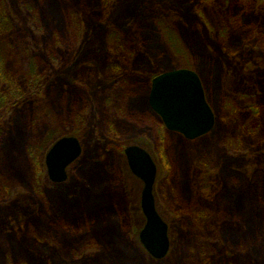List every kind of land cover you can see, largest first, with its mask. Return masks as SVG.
<instances>
[{"label":"rangeland","instance_id":"obj_1","mask_svg":"<svg viewBox=\"0 0 264 264\" xmlns=\"http://www.w3.org/2000/svg\"><path fill=\"white\" fill-rule=\"evenodd\" d=\"M8 2L17 47L9 65L24 73L28 50L47 67L43 91L35 97L37 106H33L34 99L27 107V118L34 109H42L28 143H42L48 131L57 129L53 144L76 137L83 150L62 183L48 176L46 155L53 144L40 153L36 167L30 157L23 158L19 167L11 161L9 167L0 165L10 187L0 198V264H18L20 259L21 264H112L118 260L131 264H264V39L259 40L257 33L258 27L264 29V0ZM161 16L172 19L187 49L199 42L211 60H199L195 70L191 69L199 75L215 115L213 130L196 140L166 129L164 144L150 124L144 125V118L154 113L148 102L152 79L185 65L166 33L156 26L152 29L165 56L162 61L156 50L146 47L125 59L110 40L112 30L120 40L127 35L132 39L139 28L147 29ZM55 35L62 36V42L57 44L55 58H49L47 40ZM125 93L130 95L129 112L139 116L138 125L117 114L114 101L108 103L109 98ZM223 94L233 95L240 105L256 106V113L234 114L223 106ZM71 95L83 100L82 119L67 120V125L58 127L54 115L64 113L56 105L65 108L64 100ZM46 104L53 116L44 110ZM133 145L147 150L158 168L154 196L169 226L171 243L161 260L150 256L139 241L145 224L143 183L132 174L125 156V149ZM88 181L104 188L93 191ZM92 201L109 204L117 226H103L77 237L66 229L59 238L48 233V216L59 211L77 218ZM198 206L208 209L207 218ZM254 211L260 220H252L256 227L252 231ZM250 229L258 233L254 243ZM116 234L123 236L125 246H110ZM93 239L100 249L85 250Z\"/></svg>","mask_w":264,"mask_h":264},{"label":"trees","instance_id":"obj_2","mask_svg":"<svg viewBox=\"0 0 264 264\" xmlns=\"http://www.w3.org/2000/svg\"><path fill=\"white\" fill-rule=\"evenodd\" d=\"M8 1L9 0H0V165L9 167V161H11L15 163L16 167H19L23 164V158L26 160L28 157H30V159L33 161L31 163L32 166L36 167L37 163H40V153L45 151L53 144L58 131L57 129L48 131L46 135L47 138L45 137V140L42 143L34 144V141L32 143H28L30 138H32L31 134L29 133L35 131L38 122L41 120L40 111L42 109L40 107L39 110L38 108L34 109L35 112L32 113L29 118H27V107L29 106V103L38 96V94L42 93L43 80L47 67L42 61L41 57L38 58V55H32L33 53L29 52L28 50V68L24 73L21 71H16L17 69L14 64L12 67L9 65L10 61L14 60L15 55L17 54V47L12 39V35L15 30V24L9 10L10 6ZM107 1L108 0H105V2ZM26 8L27 10L30 9L29 6H26ZM237 12L238 10H235V13ZM155 19H157L153 21L155 23L150 20L151 24L148 25L147 29L144 30L139 28L136 32H134L132 39L131 36L127 35L126 39L124 38V40H120L118 33L116 34V31L112 30L113 33L110 34V40L112 45L116 48L115 50H117L118 55H121V57L127 59L129 57H133L137 52L141 51L143 47H146L147 49L151 48L154 51L156 50L159 61H162L165 56L161 54L162 47L156 38V34L152 30L156 26L157 30L159 29L160 31L166 33V38L168 39L170 45L174 48L175 53L183 59L185 65L181 68L195 70L194 67L196 68L197 65H199V60L211 62L209 57V59L205 57L202 45L199 42L195 43L194 48L187 49L185 47L184 42L174 31V24L170 17L163 18L161 16L160 18ZM145 27H147V23ZM223 31H226L225 28ZM257 33H259V40L264 39V29L262 27L257 28ZM54 38L55 39L53 40H47L46 51L49 58H55L57 54V44H61L62 42V36L55 35ZM64 39H66L65 36ZM206 66H208V63H206ZM122 85L125 86L124 83ZM65 97L66 95L64 98ZM129 97V94H120L118 98L116 97V99L109 98L108 103L111 105L114 101L116 103V108H114L115 112L123 116L125 119H130L131 121L134 120V123L138 125L139 116H137V114L135 115L131 108L130 109L132 113L129 112L130 110L126 106ZM64 98L62 97L63 100ZM36 101L37 100L35 99V102ZM64 101L63 107L65 106V108H61V106L56 105L55 102L51 103V106L56 105L58 110H61V112L64 113L62 116L54 115L53 121L56 122V126L58 127L68 123L67 120L74 121L77 119H82L81 114L83 112L84 103H81V101L83 102L81 97L78 95H71ZM222 101L223 106H227L230 111L236 115L238 114V116L239 114L247 113L249 115H254L257 111L256 106H249L245 104L240 105L238 101H236L235 97L231 94H226L225 96L223 94ZM33 106L36 107L37 102ZM50 108V104H46L44 110L46 109L48 116H53ZM122 108H125V112L122 110ZM132 108L138 111V106H133ZM150 113L151 114H149V117L144 118V125L150 124V126H152L151 129L155 131L154 133L156 134L157 138L166 144L168 131L166 130L161 119L157 115H154V113ZM7 162L8 165H6ZM83 171L85 175L87 172L85 166ZM100 182V180L97 181V183ZM89 183L91 190L94 191L96 188V183L88 181V184ZM8 188H10L9 181L0 170V198L4 196L3 193H5ZM103 188L104 187L101 186L96 189L102 190ZM234 202L236 203V196L234 198ZM111 208L112 207L109 204L92 201L84 213L77 218L69 217L58 211V214L60 213L59 215L54 214L47 217V220L49 221L47 225V231L54 238H59L60 233L66 229L65 231H70L72 235L77 237L78 235L84 236L93 229L97 230L103 226H117L112 218L115 214V210ZM198 208L200 209L201 216L203 214V217L207 218L206 213L208 209L200 206H198ZM257 216H259V213L256 211L251 214V226L252 220L255 221V218L257 221L260 220ZM245 221H248V219ZM213 229L215 230V228ZM255 229L256 227L253 225L252 231H255ZM250 236L251 240H253L251 243H254L258 240V233L254 232L252 234L251 229ZM231 239L232 241H236V236L232 235ZM110 246H125L123 236L120 237L118 234H116V237L111 242ZM99 249L100 247L98 242L93 239L88 242L85 250L97 251ZM76 257H78L77 254ZM17 263L21 264V259L18 260ZM112 264H131V262L128 263L126 260H118L114 261Z\"/></svg>","mask_w":264,"mask_h":264},{"label":"water","instance_id":"obj_3","mask_svg":"<svg viewBox=\"0 0 264 264\" xmlns=\"http://www.w3.org/2000/svg\"><path fill=\"white\" fill-rule=\"evenodd\" d=\"M148 102L170 132L187 140L199 139L215 126L199 75L190 69H172L156 76L151 83ZM82 145L76 137H64L53 144L46 155L48 176L55 183L65 182L67 169L82 155ZM132 174L143 183L141 209L145 224L139 241L154 259L165 258L170 250L169 226L160 216L154 196L157 165L151 154L140 146L125 149Z\"/></svg>","mask_w":264,"mask_h":264},{"label":"flooded vegetation","instance_id":"obj_4","mask_svg":"<svg viewBox=\"0 0 264 264\" xmlns=\"http://www.w3.org/2000/svg\"><path fill=\"white\" fill-rule=\"evenodd\" d=\"M152 82V81H151Z\"/></svg>","mask_w":264,"mask_h":264}]
</instances>
